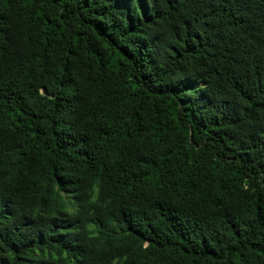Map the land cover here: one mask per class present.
Segmentation results:
<instances>
[{
	"label": "trees",
	"instance_id": "1",
	"mask_svg": "<svg viewBox=\"0 0 264 264\" xmlns=\"http://www.w3.org/2000/svg\"><path fill=\"white\" fill-rule=\"evenodd\" d=\"M0 264H264V0H0Z\"/></svg>",
	"mask_w": 264,
	"mask_h": 264
}]
</instances>
